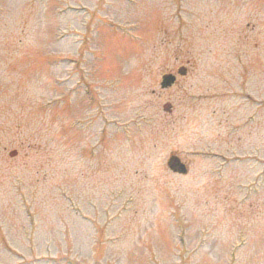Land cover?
<instances>
[{"label":"rangeland","instance_id":"rangeland-1","mask_svg":"<svg viewBox=\"0 0 264 264\" xmlns=\"http://www.w3.org/2000/svg\"><path fill=\"white\" fill-rule=\"evenodd\" d=\"M178 2L0 0V264H264V0Z\"/></svg>","mask_w":264,"mask_h":264},{"label":"water","instance_id":"water-1","mask_svg":"<svg viewBox=\"0 0 264 264\" xmlns=\"http://www.w3.org/2000/svg\"><path fill=\"white\" fill-rule=\"evenodd\" d=\"M185 72L183 69H180L178 71L179 75H183ZM175 81V77L172 75H165L162 77V82H161V88L165 89L170 87ZM168 167L169 169L177 174H186V168L185 166L178 160L176 157H171L168 161Z\"/></svg>","mask_w":264,"mask_h":264}]
</instances>
